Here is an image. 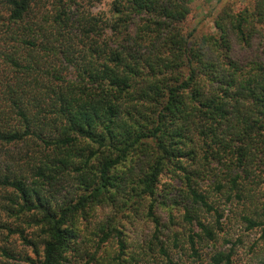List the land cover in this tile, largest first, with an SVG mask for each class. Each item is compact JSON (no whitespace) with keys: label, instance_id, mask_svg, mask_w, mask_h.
Here are the masks:
<instances>
[{"label":"trees","instance_id":"16d2710c","mask_svg":"<svg viewBox=\"0 0 264 264\" xmlns=\"http://www.w3.org/2000/svg\"><path fill=\"white\" fill-rule=\"evenodd\" d=\"M100 1L0 0V264H264V0Z\"/></svg>","mask_w":264,"mask_h":264},{"label":"rangeland","instance_id":"374dc122","mask_svg":"<svg viewBox=\"0 0 264 264\" xmlns=\"http://www.w3.org/2000/svg\"><path fill=\"white\" fill-rule=\"evenodd\" d=\"M109 1L110 0L100 1L97 9H106ZM247 1L248 0H194L191 4V12L183 24V29L185 32L194 30L198 35L214 33L213 18L224 3H232L233 10H238L243 7ZM167 180L166 176L162 177L163 182ZM128 231L130 234H134L133 227H129ZM255 236L256 235L252 233L247 237V240H252ZM240 258L241 262L246 260L244 251L240 252Z\"/></svg>","mask_w":264,"mask_h":264}]
</instances>
